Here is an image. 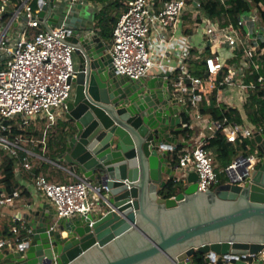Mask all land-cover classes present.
Returning <instances> with one entry per match:
<instances>
[{"label": "water", "instance_id": "water-1", "mask_svg": "<svg viewBox=\"0 0 264 264\" xmlns=\"http://www.w3.org/2000/svg\"><path fill=\"white\" fill-rule=\"evenodd\" d=\"M39 1L41 28L66 21L71 31L76 74L58 161L91 183L94 208L68 219L45 202L26 205L24 239L0 250V264H192L197 254L264 252V134L251 139L257 163L244 185L200 192L191 173L163 198L164 175L174 178L169 146L179 147L172 133L184 128L169 80L117 75L95 16H71L66 0Z\"/></svg>", "mask_w": 264, "mask_h": 264}, {"label": "built area", "instance_id": "built-area-1", "mask_svg": "<svg viewBox=\"0 0 264 264\" xmlns=\"http://www.w3.org/2000/svg\"><path fill=\"white\" fill-rule=\"evenodd\" d=\"M67 1L71 7L82 3L81 0ZM155 1L157 0H127L126 9L113 28L109 53L113 69L119 76L141 80L149 77L153 68L164 67L162 62L167 56L168 47L163 48L161 58L157 57L155 49L149 48L151 33L159 32L160 29L176 31L182 17L188 12L195 16V20L200 15L198 0L193 5H189L187 0H165L159 10ZM44 4L39 1L41 7ZM254 10L247 17H241L242 25L252 22L258 30L256 36L261 37L264 36V23L261 22L258 11ZM40 12V7L35 10L31 0H0V149L16 158L19 163L24 152L23 138L12 137L11 126L7 123L18 121L19 126L25 128L39 118L50 128L56 124L74 92L71 82L76 74L74 48L65 42L71 32L66 21L55 29L43 30L32 38L23 35L13 37L10 33L13 24L22 20L27 28L39 29ZM197 28L208 38L207 44L212 51L205 60L207 75L203 78L194 76L186 66V57L177 66L170 68L169 89L172 99L181 107L180 115L186 113L189 116L190 128L199 130L194 145L179 156L178 166L183 173L182 176L175 177L174 181L179 183L182 178L187 179L191 173H196L198 190L207 192L222 183L216 171L215 159L206 147L210 140L206 131L215 134L222 131L228 142L236 146L239 140L252 139L256 133L262 134L263 130L252 129L227 118L213 121L201 112V106L203 103L210 106L212 95L225 88L238 87L245 94L246 89L264 90V76L259 77V85H247L245 82L254 65L247 58L250 55L259 57L262 53H259V44L250 40L249 33L241 38L232 25L223 27L219 22L207 19H203L202 23L198 22ZM158 44L162 49L165 42L161 40ZM215 46L227 48L231 55L229 58L241 54L238 62L221 79L219 77L227 58L213 50ZM182 126L186 128L188 125ZM42 144L45 146L46 139ZM169 149L174 152L173 146H169ZM256 163L257 158L253 154L235 158L222 170L226 182L244 185ZM1 164L0 156V166ZM35 185L38 192L54 206L58 218L71 219L86 215L94 208V202L90 198L92 185L87 179L80 178L75 182L59 184L51 182L44 175H37ZM20 198L19 191L8 192L5 184L0 181V208L14 206ZM15 233L18 231L15 230ZM23 239L20 234L9 239L0 238V250L20 244ZM241 260H245L246 264H252L256 260L264 263V252L257 255H226L222 256V261L218 256L209 259L210 264H233Z\"/></svg>", "mask_w": 264, "mask_h": 264}, {"label": "crops", "instance_id": "crops-1", "mask_svg": "<svg viewBox=\"0 0 264 264\" xmlns=\"http://www.w3.org/2000/svg\"><path fill=\"white\" fill-rule=\"evenodd\" d=\"M67 1V0H66ZM82 3L77 4L75 7L70 6V11L75 14L86 13V18L88 16H95L94 26L97 33L100 35L102 40L106 43V45L110 48L112 37L110 39H106L100 34L97 15L101 12L104 5L98 3L97 1L90 0H81ZM165 0H157L155 1V5L157 9H161L163 7V2ZM69 3V2H68ZM31 4L35 10L39 9V0H31ZM79 7H82L80 10ZM125 8L121 9V14L125 11ZM255 11V10H254ZM116 14L114 13L113 16ZM198 21L195 20V16L188 12L186 13L179 24V28L176 31L171 29H160L159 32L153 31L150 35L149 40V48L151 50L155 49V55L159 58L162 57L163 48L168 47L167 56L163 59L164 67H155L150 72L149 77H161L165 80H169L171 77L170 68L177 66L179 61L186 57V66L190 70V66L192 62L202 58V55L206 51L209 46L208 38L204 35V33L197 28ZM246 32L250 34L251 41H254L255 44H259L264 41V36H256L257 27L252 22L246 23ZM34 28H27L24 24V21L15 22L13 27L10 30V33L13 37H17L18 35L26 36L27 38H31L30 35L33 33ZM40 31H43V28H39ZM113 33V32H112ZM163 40L165 45L162 49L158 46L159 42ZM213 50H216L225 58H229L231 55L229 54V50L225 47L219 48L214 47ZM260 53V52H259ZM260 56V54L258 55ZM257 56L250 55L247 59L253 61V63L258 68V61H255L254 58ZM191 71V70H190ZM170 74V77L167 75ZM170 90V89H169ZM260 91L263 89H259ZM259 90L254 91L251 89H246V94L244 91L239 89L238 87L225 88L220 92H216L215 97L218 105H226L231 109H238L241 113L242 120L244 121L242 125H246V127L252 129H260L254 126L249 120V113L253 112L248 108L250 106V94L257 93ZM182 118V115H180ZM209 116V115H206ZM210 117V116H209ZM60 120H65L61 116L58 118ZM66 121V120H65ZM182 124L184 122L182 121ZM241 125V124H240ZM183 127V126H180ZM183 128L182 132L172 133V135H178V144L177 146L183 147V151L191 148L194 145L195 140L197 139L199 130L196 128H191L189 133H184ZM31 134L29 138H23V154L20 163L18 162L16 165L15 172V191H19L21 194V198L15 203L14 206L0 208V238H6L5 232L9 231V234L15 233V229L17 227L24 228L25 224L22 219L23 208L26 205H30L35 202H45L47 204L52 205L48 200H46L37 190L35 185V178L37 175L46 176L51 182L61 183L63 179H57L63 175H67L66 179L69 182H75L82 178L79 173L75 172L68 164L61 163L58 161L60 155L65 152V149L62 148V141L64 139L63 132L61 130L60 125H58V121L56 124L48 131L47 124L45 121L37 118L35 121L31 123L30 126ZM206 135L211 139L216 134L212 131H206ZM46 139L45 146L42 144V141ZM176 146V145H175ZM254 147H251L252 151ZM215 159V165L217 169H221L220 164L217 161L216 153L212 150H209ZM244 155L238 154L237 157ZM175 152H170V168L172 177L182 176L183 171L178 166V160ZM236 157V158H237ZM27 159V160H25ZM235 160V158H234ZM233 160V161H234ZM29 166V169H27ZM55 169H60L64 171L63 173H56ZM38 171L40 172L39 174ZM222 172V171H220ZM70 175V177L68 176ZM220 177V176H219ZM173 178V179H174ZM188 179V178H187ZM187 179H181L180 184L182 187L187 184ZM164 180L168 183L170 180V176L164 175ZM53 206V205H52ZM54 207V206H53ZM55 209V208H54ZM15 237L14 235L12 238ZM6 239H9L8 237ZM219 260L222 261V256H218ZM210 264V261H209ZM233 264H246L245 260H241L238 262H234ZM252 264H264L263 262L256 260L252 262Z\"/></svg>", "mask_w": 264, "mask_h": 264}, {"label": "trees", "instance_id": "trees-1", "mask_svg": "<svg viewBox=\"0 0 264 264\" xmlns=\"http://www.w3.org/2000/svg\"><path fill=\"white\" fill-rule=\"evenodd\" d=\"M97 1L98 3L104 5L101 12L97 15L98 26L100 30V34L106 39H110L112 37L113 28L121 17V9L126 7L127 0H90ZM195 0H187L189 5H193ZM200 3V15L197 18L199 23L203 22V19L217 21L223 27H228L232 25L238 32L240 33L241 38H245L246 36V28L242 25L241 17H247L254 9H256L259 13V17L261 22L264 23V0H198ZM114 13L116 14L115 16ZM41 31L39 29H34L33 33L30 37H34ZM261 55L259 57H255L254 60L258 61V68L252 65V70L248 72L246 76V84H258V79L260 76H264V41L260 43ZM212 54L211 48L208 47L202 58L196 60L191 63L190 70L191 73L196 76L203 78L207 74L206 68V58ZM239 58H241V54H237L234 58H229L224 64L223 72L220 75V79L228 73L230 67L238 62ZM0 66V70H1ZM214 93L211 97V105L208 106L206 103H203L201 106V112L204 115H209L213 121H223L224 118L229 119L231 122H235L238 124H244L241 113L238 109L228 108L226 105H218L216 97ZM250 106L253 112L249 113V120L254 126L263 130L262 134H264V90H259L257 93L250 94ZM250 110V111H251ZM182 120L184 124L188 125L184 130V133H189L191 131L190 128V118L184 113L182 115ZM11 126V135L12 137L21 136L22 138L31 137L30 126L22 128L19 126L18 121H9L7 123ZM64 136V134H63ZM64 140V139H63ZM238 146H243V149L246 150V154L250 150L251 147V139H242L239 140L237 145H233L228 142L226 136L222 131L218 132L213 138L208 141L207 149L212 150L216 153L217 161L220 164L221 168L228 167L234 160V157L237 156V148ZM176 157L175 159L179 160L180 154L183 153V147H178L175 151ZM0 156L2 157V164L0 166V181L3 182L6 186L8 192L15 191V172L16 165L18 160L7 155L4 151L0 149ZM40 172L38 171L37 174ZM226 182V181H225ZM224 183V182H222ZM183 189L180 183H175L174 179L170 180L167 183V186L160 191V196L165 199H169L174 197ZM15 230L18 233L9 234V231L5 232V237L12 238V236L21 235L24 237L25 232L22 228L17 227ZM192 264H209V259L203 254H197L193 258ZM218 264H223L219 262Z\"/></svg>", "mask_w": 264, "mask_h": 264}, {"label": "rangeland", "instance_id": "rangeland-1", "mask_svg": "<svg viewBox=\"0 0 264 264\" xmlns=\"http://www.w3.org/2000/svg\"><path fill=\"white\" fill-rule=\"evenodd\" d=\"M69 11V14H71V16H75L74 15V13L72 12V11H70V4H68L67 5V7L65 8V12H68ZM79 15L81 16V17H84V18H86V13H84V14H82V13H79ZM58 125H60V127H61V130H62V132H64V129L68 126V124L66 123V121L65 120H60V119H58ZM54 126V125H53ZM53 126H51L50 128H47L48 129V131L53 127ZM237 154H246V150H244L243 149V146H238V148H237ZM250 154H253V152L252 151H248L247 152V154L246 155H250ZM237 156H235L234 158H236ZM223 169H225V168H221V169H217V166H216V171H217V173L219 174V178H220V183H222V182H225L226 181V176H225V174L224 173H222V172H220V171H222ZM56 170V173H63L64 171H62V170H60V169H55ZM67 177V175H63V176H61V177H58L57 179H63V182H61V183H71V182H69L67 179H66V177ZM69 177H70V175H68ZM68 178V177H67Z\"/></svg>", "mask_w": 264, "mask_h": 264}]
</instances>
